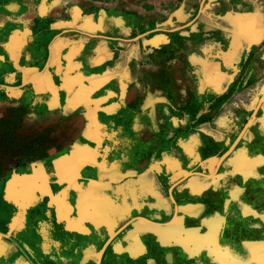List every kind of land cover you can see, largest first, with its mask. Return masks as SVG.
Returning <instances> with one entry per match:
<instances>
[{
  "label": "crops",
  "instance_id": "obj_1",
  "mask_svg": "<svg viewBox=\"0 0 264 264\" xmlns=\"http://www.w3.org/2000/svg\"><path fill=\"white\" fill-rule=\"evenodd\" d=\"M263 45L264 0H0V264H98L125 226L100 264H264V103L220 160Z\"/></svg>",
  "mask_w": 264,
  "mask_h": 264
},
{
  "label": "rangeland",
  "instance_id": "obj_2",
  "mask_svg": "<svg viewBox=\"0 0 264 264\" xmlns=\"http://www.w3.org/2000/svg\"><path fill=\"white\" fill-rule=\"evenodd\" d=\"M263 47H264V45L261 46V47L259 46V48L256 51H254V50L251 51L249 53V55H248V61H246L245 64L242 65V67H241L242 68V70H241L242 77L244 78L247 75L249 77L247 76L248 80H246V82L244 84H243L244 80H243V78H241L242 80L240 81L239 86H238L239 90H247V89L251 88L252 87L251 83H253L252 81H254V80L256 81L257 79H259L261 77H264V62L260 58L261 54L264 51ZM255 58H257L256 59V62L258 63V67L257 68H259L262 71V73L257 77V79H254L255 75H254L253 71L249 73V69L252 66L253 59H255ZM230 97H231L230 95H227L226 97H223V98H220V99H216L215 101H213L211 103L202 101L201 103H198L197 106H196V112H199L201 114H199V113L198 114L197 113L194 114L193 113L192 116H194V117L196 116L197 117V123L204 122V121L208 120V118H209V114L203 113L205 111L206 107L209 108V112L213 111V110H217L219 107L224 105L225 102H228L230 100ZM194 107L195 106H193V108ZM247 108H249V106ZM193 110H195V108ZM250 114H252L251 109H249V111H246V118L247 119L250 118Z\"/></svg>",
  "mask_w": 264,
  "mask_h": 264
},
{
  "label": "water",
  "instance_id": "obj_3",
  "mask_svg": "<svg viewBox=\"0 0 264 264\" xmlns=\"http://www.w3.org/2000/svg\"><path fill=\"white\" fill-rule=\"evenodd\" d=\"M264 103V93L261 95V97L258 99L256 106L252 112V114L250 115L249 120L246 122V124L244 125L243 129L240 131L239 135L237 136V138L235 139V141L233 142V144L229 147V149L221 156L220 160L225 159L228 155H230V153L233 151V149L235 148V146L239 143L240 139L242 138L243 134L245 133L246 129L249 127V125L252 123L253 119L255 118L256 113L259 111L261 105ZM189 174H194V173H189ZM171 191V190H170ZM171 199L173 201L172 195L170 193ZM143 219V218H141ZM126 227V226H125ZM125 227H122L121 229H119L117 232H115L110 240H108L105 245L102 247L101 253L99 255V259H98V264H100L101 262V258L103 255V252L105 250V248L109 245V243L119 234L121 233Z\"/></svg>",
  "mask_w": 264,
  "mask_h": 264
},
{
  "label": "flooded vegetation",
  "instance_id": "obj_4",
  "mask_svg": "<svg viewBox=\"0 0 264 264\" xmlns=\"http://www.w3.org/2000/svg\"><path fill=\"white\" fill-rule=\"evenodd\" d=\"M256 213L258 214V217L255 219L256 221H258L259 223H260V226H261V229H262V231L264 232V209L263 210H257L256 211ZM238 214L239 215H241L240 214V211L238 212ZM228 218H229V216H227V220H228ZM238 223H242V222H244V223H249L250 221H252L253 220V217H247V218H243V217H238ZM229 233V228L225 225V236L227 235ZM259 242H261V243H259V244H261V246H257V248H256V252H255V256L256 255H259V254H262V255H264V241H262V240H259ZM255 256H254V258H255ZM247 263H252V264H257L256 262H254V261H249L250 260V258L249 257H247ZM261 263H264V258H263V261H260ZM196 264H205V263H203V262H201L200 260H198V262H196Z\"/></svg>",
  "mask_w": 264,
  "mask_h": 264
}]
</instances>
